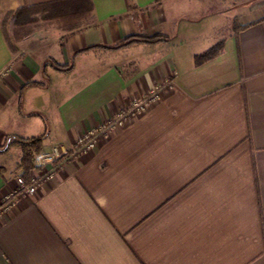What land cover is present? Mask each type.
<instances>
[{"label":"crops","instance_id":"0c3cea01","mask_svg":"<svg viewBox=\"0 0 264 264\" xmlns=\"http://www.w3.org/2000/svg\"><path fill=\"white\" fill-rule=\"evenodd\" d=\"M56 1L0 0V200L41 172L17 140L68 150L172 87L18 200L0 264H264V0H88L48 47L10 43L2 17Z\"/></svg>","mask_w":264,"mask_h":264},{"label":"built area","instance_id":"2783aa9c","mask_svg":"<svg viewBox=\"0 0 264 264\" xmlns=\"http://www.w3.org/2000/svg\"><path fill=\"white\" fill-rule=\"evenodd\" d=\"M171 87V81L166 80L141 96L132 98L129 106L118 114L115 119L104 122L89 132L81 134L75 144L68 150H63L54 145L47 151H40L36 156V165L41 168V172L31 176L28 180L21 176L16 178L15 187L9 190L0 200V219L13 212L20 198L34 195L40 183L51 179L56 168L60 167L63 161L74 160L92 149L99 139L107 137L115 126L121 125L124 120L142 113L151 103L160 99L165 89Z\"/></svg>","mask_w":264,"mask_h":264},{"label":"rangeland","instance_id":"374dc122","mask_svg":"<svg viewBox=\"0 0 264 264\" xmlns=\"http://www.w3.org/2000/svg\"><path fill=\"white\" fill-rule=\"evenodd\" d=\"M71 19L65 6L44 7L6 15L2 17V25L10 43L33 45L38 49L48 47L50 42L58 38L64 24ZM72 22L69 24H79Z\"/></svg>","mask_w":264,"mask_h":264},{"label":"trees","instance_id":"16d2710c","mask_svg":"<svg viewBox=\"0 0 264 264\" xmlns=\"http://www.w3.org/2000/svg\"><path fill=\"white\" fill-rule=\"evenodd\" d=\"M85 3H88L89 4L88 8H90V3L88 0H60V1L53 2L49 5L53 7L68 6L71 8V11H72L71 14H69V16L73 17L75 15L81 14L83 10H86ZM47 5L48 4H46V6ZM28 10H33V8L20 9L14 13H20V12L28 11ZM166 39L167 38L165 36L161 34H157V33H153L149 35L148 34L134 35V36H129L125 38L120 43L114 46L107 47V49H118V48L130 45L132 43H136V42L154 44L156 42H159L161 40H166ZM221 48H222V42L218 41L214 46L207 49L206 51L200 54H196L194 56V64L198 66L202 64L203 62L214 58L220 53ZM16 142L20 146L21 151H22L19 167L23 170V173L26 174L28 173L30 169L34 167L33 158L37 153H39L41 149V138H35L30 141H25V140L20 139V140H17Z\"/></svg>","mask_w":264,"mask_h":264}]
</instances>
